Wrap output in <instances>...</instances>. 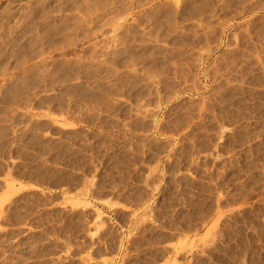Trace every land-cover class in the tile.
<instances>
[{
  "label": "rangeland",
  "instance_id": "rangeland-1",
  "mask_svg": "<svg viewBox=\"0 0 264 264\" xmlns=\"http://www.w3.org/2000/svg\"><path fill=\"white\" fill-rule=\"evenodd\" d=\"M36 2L0 0V264H264V0Z\"/></svg>",
  "mask_w": 264,
  "mask_h": 264
},
{
  "label": "bare ground",
  "instance_id": "bare-ground-1",
  "mask_svg": "<svg viewBox=\"0 0 264 264\" xmlns=\"http://www.w3.org/2000/svg\"><path fill=\"white\" fill-rule=\"evenodd\" d=\"M18 1H20V0H18ZM21 1H23V0H21ZM27 1H28V0H27ZM29 1H31V0H29ZM37 1H38V0H37ZM39 1H40V0H39ZM69 1H70V0H69ZM24 2H26V1H24ZM42 2H43V1H42ZM22 3H23V2H22ZM27 3H28V5L31 4V3L29 4V2H27ZM36 3H37V2H36V0H35V4H36ZM38 3H39V2H38ZM40 3H41V2H40ZM40 3H39V4H40ZM44 3H46V2H44ZM10 4H11V3H10ZM12 4H13V3H12ZM12 4H11V5H12ZM20 4H21V3H20ZM15 5H16V4H15ZM32 5H34V4H32ZM36 5H37V7H39L38 4H36ZM46 5H47V4H46ZM48 5H50V3H49ZM9 6H10V5H9ZM9 6H8V7H9ZM42 6H43V4H42ZM2 7H3V5H2ZM2 7H1V8H2ZM4 7H5V5H4ZM31 7H33V6H31ZM35 7H36V6H35ZM40 7H41V6H40ZM45 7H46V6H45ZM19 9H20V8H19ZM21 9L24 10V8H21ZM32 9H33V8H32ZM40 9H41V8H40ZM40 9H39V10H40ZM23 10H22V11H23ZM28 10H29V9H28ZM37 10H38V9H37ZM37 10H36V11H37ZM31 11H32V10H31ZM48 11H49V10H48ZM12 12H13V10H12ZM15 12H16V11H15ZM34 12H35V11H34ZM40 12H41V11H40ZM18 13H19V12H18ZM27 13H29V11H28ZM36 13H37V12H36ZM41 13H43V12H41ZM21 14H23V13H21ZM31 14H32V12H31ZM31 14H30V15H31ZM33 14H35V13H33ZM10 15H11V14H10ZM10 15H9V16H10ZM16 15H17V14H16ZM19 15H20V13H19ZM23 15H24V14H23ZM23 15H22V18L24 17ZM32 16H33V15H32ZM34 17H35V16H34ZM34 17H33V19H34ZM42 17H43V16H42ZM45 17H46V16H45ZM47 17H48V16H47ZM7 18H8V17H7ZM37 18H38V16H37ZM9 19H10V18H9ZM14 19L17 20L16 17L13 18V20H14ZM27 20H28V17L26 18V21H27ZM41 20H43V19H41ZM49 20H50V19H49ZM11 21H12V20H11ZM21 21H22V20H21ZM38 21H39V20H38ZM8 22H9V21H8ZM19 22H20V21H19ZM23 22H24V21H23ZM23 22H22V23H23ZM10 23H11V22H10ZM25 23H26V22H25ZM25 23H24V24H25ZM35 23H36V22H35ZM35 23H34V24H35ZM40 23H41V22H40ZM28 24H29V23H28ZM19 25H20V23H19ZM19 25H18V26H19ZM30 26H31V25H30ZM3 27H4V26H3ZM27 27H28V26H27ZM36 27H38V26H36ZM30 28H31V27H30ZM41 29H42V28H41ZM15 30H17V29H14V31H15ZM6 34H7V33H6ZM15 35H16V34H15ZM12 38H13V37H12ZM4 43H5V42H4ZM9 186H10V184H9ZM9 186L7 185V187H9ZM10 187H12V186H10ZM12 189H13V188H12Z\"/></svg>",
  "mask_w": 264,
  "mask_h": 264
}]
</instances>
